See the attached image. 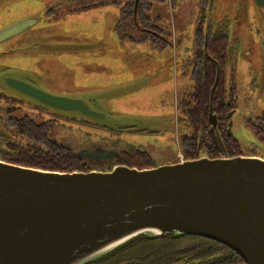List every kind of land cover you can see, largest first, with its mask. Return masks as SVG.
I'll use <instances>...</instances> for the list:
<instances>
[{
  "label": "water",
  "instance_id": "95a60500",
  "mask_svg": "<svg viewBox=\"0 0 264 264\" xmlns=\"http://www.w3.org/2000/svg\"><path fill=\"white\" fill-rule=\"evenodd\" d=\"M252 1L264 7V0ZM34 23L24 19L3 28L0 42ZM216 81L209 96L212 125ZM30 91L40 102L98 124L109 119L83 98ZM171 234L211 240L244 264H264V158L200 157L106 172L46 171L0 160V264H86L137 236Z\"/></svg>",
  "mask_w": 264,
  "mask_h": 264
},
{
  "label": "rangeland",
  "instance_id": "374dc122",
  "mask_svg": "<svg viewBox=\"0 0 264 264\" xmlns=\"http://www.w3.org/2000/svg\"><path fill=\"white\" fill-rule=\"evenodd\" d=\"M53 1L0 0V30L41 13ZM101 1L106 0H79L78 3L98 4ZM197 2L184 0L173 8L158 6L160 13L152 15L159 18L156 25L161 30V50L120 41L114 30L119 18L118 8L107 5L66 15L63 19L66 29L59 26L47 29L49 27L38 22L33 30L39 31L31 33V43L27 44V39L20 40L29 37L28 31L1 43L0 53L1 50L8 52L4 51L6 54L1 55L0 60L12 65L9 75L18 76L21 71L18 65L25 62L24 54L39 57L38 72L34 74L41 79L44 75L46 80L57 75L61 80L54 84L62 86L59 91L64 92V96L93 99L94 109L109 117L103 125L110 130L117 132L116 128L126 127L131 131L158 132L161 136L124 132L102 134L84 123L71 128L66 123L62 129L54 128L53 132L57 131L66 139L72 138L76 144L101 140L117 142L116 146L121 147L123 141L147 145L159 151V160L168 159L177 148L171 122L174 102L188 85L187 76L180 73V64L188 56L191 36L201 20H198ZM257 10L252 0H211L200 17L203 16L204 28L207 24L215 27L220 20L225 33L238 42L235 68L238 110L231 132L243 156L264 158V144L260 141L264 138L247 126L249 118H264V89L260 86L264 82V57L257 49L258 33L264 34V9ZM37 16L40 18L39 14ZM34 41L37 47L30 46L31 50H27ZM251 71L255 75H251ZM40 72L42 75L38 74ZM250 77L258 84L255 90L248 88Z\"/></svg>",
  "mask_w": 264,
  "mask_h": 264
},
{
  "label": "trees",
  "instance_id": "16d2710c",
  "mask_svg": "<svg viewBox=\"0 0 264 264\" xmlns=\"http://www.w3.org/2000/svg\"><path fill=\"white\" fill-rule=\"evenodd\" d=\"M184 0H106L118 8L119 18L116 21L114 30L120 40H127L136 44H147L152 48L159 45L154 40L160 36L161 30L156 25L160 9L158 6H169L173 8ZM211 0H198L197 7L199 17L197 30L193 34L192 47L196 48V60L192 80L194 87H207L204 92L195 90L193 94V105L188 110L185 100L178 103V112L182 119L190 118L193 131L189 134L180 135L178 146L185 160L200 158L202 155L208 158L235 157L244 155L239 143L232 137L220 140V145L214 141V134L209 130L206 122V115L209 103V88H211L216 66L210 60H206L203 52V26L204 22L201 13L209 7ZM99 3V2H98ZM211 25L207 24L205 31L206 45L205 54L208 58L217 61L220 68L229 57V38L224 32L220 38L210 33ZM155 36V37H154ZM216 89L211 95L212 111L216 108ZM26 122V121H25ZM23 123L17 130L28 131L27 136H34L35 139H15L0 141V160L20 166L32 167L46 171L57 172H88L97 170L106 172L110 170V163L103 162L102 165L89 158L83 160L76 156L74 149L67 142H57L47 138L41 129H37L30 123ZM252 121L247 124L248 129L254 134L264 138V121ZM186 126V125H185ZM187 127V126H186ZM264 144V139L260 140ZM85 147V143H79ZM107 145V149L122 152L112 158L111 163L118 162L130 168L149 169L157 167L153 158L143 156L138 146L127 144L116 146L117 142H101ZM105 148V146H103ZM76 150V149H75ZM218 153V154H217ZM250 156V155H249ZM86 264H244V262L228 248L199 237L167 235L163 238H149L137 236L123 244L113 252L102 258Z\"/></svg>",
  "mask_w": 264,
  "mask_h": 264
},
{
  "label": "flooded vegetation",
  "instance_id": "af4514ba",
  "mask_svg": "<svg viewBox=\"0 0 264 264\" xmlns=\"http://www.w3.org/2000/svg\"><path fill=\"white\" fill-rule=\"evenodd\" d=\"M79 0H54L51 5L47 6L45 10H43L41 13H36L34 15H30L28 17H25L24 19H33L35 20V23L27 28L24 31H28L29 37L22 38L20 40L27 39L28 43H31L30 40H33V36L31 33H35L39 30H33V28L38 24V22H41L46 27H49L47 29H50L51 27H62L65 28L66 22L63 20L66 15L70 14H76L80 12L81 10H85L87 8H90L94 6V8H101L106 7L109 5L107 2L105 4H102V2H99L98 4L92 3V2H85V4L78 3ZM81 1V0H80ZM255 5V4H254ZM258 9L257 11H261L264 9L262 6L255 5ZM39 14L40 18L37 16ZM23 19V20H24ZM11 25V24H10ZM222 22L220 23V20L218 24L214 27L211 26L210 33L211 35H217L219 38L221 35L224 34V28L222 26ZM203 52L206 60H210L214 63L216 66L214 70V76L212 80V85L215 80V77L217 76L216 81V89L217 95H216V108L214 111H212L211 108V114L214 115V125H212L208 120V113H209V107L207 110L206 115V122L209 126V130L214 134V141H216L217 145H220V140L226 137H232V127H233V117L237 113L238 107H237V75H236V65H237V56H238V42L235 38H230L227 34V37L229 38V44H228V50L229 57L226 59L225 64L220 68L217 64V61L213 60L212 58H208V56L205 54V45L206 42V31L203 27ZM197 30V24L195 25L194 32ZM23 31V32H24ZM193 32V34H194ZM21 32L18 35H22ZM159 35V34H158ZM158 38H154L159 47H157V50H161V37L158 36ZM155 37V36H154ZM15 38V36H12L11 38L0 42L4 43L6 41H9L11 39ZM118 38V37H117ZM119 39V38H118ZM258 47L259 52L261 51V55L264 57V34L258 33ZM120 40V39H119ZM192 40L193 35L191 36V48L189 49L188 56L186 59H184L183 63L180 64V73L184 76H187L188 78V85L186 89L181 93L180 97L177 98L174 102L173 106V116L171 118L172 125H174L175 130V139L174 141L177 144V148L175 153L172 157L163 160H159V151L153 150L150 146H143L137 143H129L126 141H123L124 146L127 144H130L132 146H138L139 149L144 152L143 156L149 157V159L155 160L154 164L156 166L160 165H168V164H174L177 162L186 161L180 151V148L178 146V138L180 135L191 133L193 131V128L191 127V119L185 118L182 119L181 115L178 112V103L184 99L185 104H187V108L189 111L192 109L193 105V94L196 93L195 90L198 88L194 87L193 84V73L194 70L192 69L195 64V54L197 49L192 47ZM120 41H127V40H120ZM130 42V41H129ZM132 43V42H131ZM136 44V43H134ZM36 42L34 41L33 44L28 45L26 48L27 50H31V48H35L37 46ZM147 45V44H143ZM31 46V48H30ZM149 46V45H148ZM151 47V46H150ZM25 48V49H26ZM152 48V47H151ZM11 50L10 48H8ZM8 51L1 50L0 56L3 54H6ZM40 53V52H39ZM25 56V62L21 65H18L21 69L18 76H12L8 74V71H10V67H12L11 64L6 62H1L0 60V141H11L15 139H35L33 136H27L25 133H28V131H20L17 130L18 126L25 123H30L37 129H41V131L47 135V138H51L54 141L57 142H67L69 146H71L74 149V152L76 156L80 157L81 159L85 160L89 158L90 160L99 163L102 165L103 162L110 163V170L119 164L111 163L113 157H117L118 159L119 154L116 152H122V150L117 151L115 148L113 149H107V145L100 144L101 142L105 141H91V143H85V147H81L80 144H76L75 142L71 141L72 138L66 139L62 134H59L57 131L53 132L54 128L62 129L65 124L67 123L68 127L71 128L73 125H90L95 127L96 130H99L100 133H108L112 135L113 133H134L140 136H161V133L158 132H152V131H145V130H138V131H131V128H116L117 132H114V130H110V128H107L104 125L98 124L94 122V120H91V118L81 117L79 112L76 111H65V110H59L53 105L46 104L44 102H40L36 98H33L32 95L27 94L29 93L28 90L36 89L41 91L42 93L49 94L55 97L64 96V92H60L59 88L62 86L55 85L54 83L57 81H60L59 77L54 76L53 78H49V80H46L45 76L42 75L43 72H40L38 74H41L42 79L39 78L36 74L37 70V63L39 62V57H32L29 54H24ZM1 59V57H0ZM75 62V61H74ZM74 62H71L70 64L75 67ZM14 63V62H13ZM15 64V63H14ZM16 65V64H15ZM17 71V70H16ZM250 74L255 75L252 71ZM250 75V76H251ZM52 82H51V81ZM46 83V86H44ZM53 83V84H52ZM39 84V85H38ZM211 85V87H212ZM260 86L262 89H264V82L260 83ZM258 87V84L256 80H254L252 77H250V83H248V88H253L254 90ZM207 87H201L199 88V91L204 92ZM25 90V92L21 90ZM210 89L209 88V96H210ZM31 92V91H30ZM213 92V91H212ZM209 100V99H208ZM90 109H94L93 106H95L94 101L88 100V104ZM209 105V103H208ZM100 111V110H99ZM264 113V112H263ZM103 121V120H102ZM251 121L256 122H262L264 121V118L262 117H253L249 118L247 120V123ZM187 127H186V126ZM52 131V133H51ZM104 139V138H102ZM106 139V138H105ZM234 139V138H233ZM65 140V141H64ZM236 140V139H235ZM105 146V148L103 147ZM175 147V146H174ZM84 152H97V153H108L110 156L106 159L102 158H91L88 156H85ZM218 154V153H217ZM181 156V157H180ZM201 157H207L205 155H202ZM175 158V159H174ZM173 160V161H172ZM151 169V168H149ZM109 170V171H110ZM143 170V169H141Z\"/></svg>",
  "mask_w": 264,
  "mask_h": 264
},
{
  "label": "built area",
  "instance_id": "2783aa9c",
  "mask_svg": "<svg viewBox=\"0 0 264 264\" xmlns=\"http://www.w3.org/2000/svg\"><path fill=\"white\" fill-rule=\"evenodd\" d=\"M181 157V156H180Z\"/></svg>",
  "mask_w": 264,
  "mask_h": 264
}]
</instances>
